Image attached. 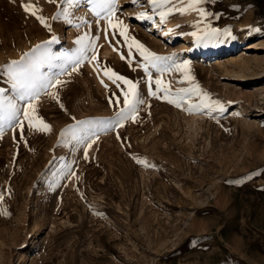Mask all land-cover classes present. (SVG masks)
<instances>
[{
    "label": "rangeland",
    "instance_id": "1",
    "mask_svg": "<svg viewBox=\"0 0 264 264\" xmlns=\"http://www.w3.org/2000/svg\"><path fill=\"white\" fill-rule=\"evenodd\" d=\"M102 2L0 0V264H264V0H160L155 10L115 0L127 43ZM146 12L152 21L136 18ZM134 41L172 59L146 74ZM45 48L58 59L39 72L63 83L48 89L59 103L44 93L33 102V124L51 128L41 132L24 120L10 62L27 64ZM105 67L136 82L143 100L122 126L128 86ZM69 125L85 130L82 139L61 135Z\"/></svg>",
    "mask_w": 264,
    "mask_h": 264
},
{
    "label": "snow or ice",
    "instance_id": "2",
    "mask_svg": "<svg viewBox=\"0 0 264 264\" xmlns=\"http://www.w3.org/2000/svg\"><path fill=\"white\" fill-rule=\"evenodd\" d=\"M49 3H55L56 0H48ZM62 3H67L69 5H73L79 2V0H61ZM135 2V0H133ZM202 0H194V3H201ZM147 3L150 6H153V10H155V7L160 3V0H147ZM21 8L26 12L30 13L31 15L35 16L36 19L44 26V27H49L44 18L42 16L37 15L38 9H35L32 4H24L21 3ZM101 10L105 12L104 19L107 21L108 27L114 30L119 29V36L124 37L125 43H127L128 37L125 34V28L123 26V23L120 21H117L116 23H113V16L115 15L116 12V7H115V0H103L102 4L100 5ZM189 7H192V4L189 5ZM65 14H67V9L64 10ZM179 11L183 12L184 9H179ZM171 12V9H169V13ZM199 12L201 16L208 15V13H205L203 9H199ZM99 15V13H97ZM166 13H160L161 16V22H163L164 17ZM137 19H146L148 18L145 13H140L137 17ZM53 19H56L54 16ZM70 22V21H69ZM50 30V29H49ZM261 29L256 28L253 29V31H260ZM214 33L218 32L219 30L213 29L212 30ZM226 33L230 35V31L228 29L224 30ZM107 32L108 29H105V36L107 37ZM192 35H195V33H192ZM56 40L55 37L52 38V41H47L45 44L48 43H54ZM83 40V37L79 38L77 43H80ZM137 50L139 51L140 56L143 58L144 63L140 65L145 71L146 74H148L149 66L152 68L157 69V71H162L163 69L160 66V62L166 61V60H171V57H161L156 55L155 53H152L148 51L144 47V45L140 44L138 41H134ZM129 47V53L131 54V47L132 45H127ZM36 49L44 48V44L41 45H36ZM35 50V49H34ZM115 50V49H114ZM85 49H81V53H83ZM50 49L45 48L44 53L42 54L41 58L30 61L27 64H22L21 61H11L10 65L13 67H10V71L12 74L13 79L16 81V87L20 89V94H19V100L26 101V104L23 108V117L24 120L27 121L28 127L29 128H35L37 131L41 132H47L51 131L50 126L45 123L43 120L38 121V126L33 124V116L31 113H34L36 111L35 106H34V100H36L41 93H44L46 95H50L52 99L56 100L59 103V98L55 93L49 92V88H55L57 85L62 84L63 82L59 79V74H57L55 77H50L45 74H42L39 72V69L44 66L45 60L48 59H58V57H54V55L50 56ZM29 54L26 53L25 56H28ZM23 60V57L21 58ZM92 60H96V56L93 55L91 57ZM126 59L124 55H121V60ZM83 60V55L78 57L74 61V66L72 68V71H76L77 67L82 63ZM184 65H187V61L183 63V65H176L177 70H180ZM106 75H108V78L112 80V82L115 84L118 81L122 82L124 85L128 86L127 91L122 90V95L124 97L123 104L124 107L120 110L119 113H117L118 117L120 118L119 121H117L118 124L122 126V121L124 119H127L132 113L136 111V105L137 104H142L143 100L137 99V83L133 82L132 80L126 78L123 75H119L115 71H113L110 68L105 67L103 69ZM188 79H191V77H188ZM148 80L149 82L152 81V76L149 74L148 75ZM155 84L157 85V90L159 91L160 88L159 86L161 85V80L156 79ZM117 87H119V84H117ZM163 91L167 93L169 91L168 88H164ZM182 91L186 92H193V91H198V86L191 88V89H184ZM156 93L153 92L151 89L148 92V95L154 96ZM113 95H116L113 93ZM204 97H207V93L203 94ZM168 103L170 104H175L177 107H179V102L174 100V99H169L167 95L164 97ZM211 104H216L219 106V101H213L210 102L209 104H204L205 108H208L211 106ZM63 108V104L60 105ZM8 107L12 110V116L14 117L15 112L20 111L16 107L14 103H10ZM193 107L200 108V105H189V111ZM222 111V107L220 108ZM93 122L91 121H79V125H85V124H91ZM20 128V138H23V133H24V125L23 121L19 122L17 125ZM84 129H81L79 127H74L72 125H69V127L61 132V135H67L71 133L73 139H82L80 136L81 132H84ZM3 135V129L0 128V136ZM119 138V137H118ZM88 147H91V144L88 145ZM84 154H85V159L88 157V150L87 148L84 149ZM133 159L136 160L137 163H142L145 164V166H148L145 161H141L136 157H133Z\"/></svg>",
    "mask_w": 264,
    "mask_h": 264
},
{
    "label": "bare ground",
    "instance_id": "3",
    "mask_svg": "<svg viewBox=\"0 0 264 264\" xmlns=\"http://www.w3.org/2000/svg\"><path fill=\"white\" fill-rule=\"evenodd\" d=\"M146 15H147V17L148 18H146L147 20H150V21H152V19H153V17H155V15L154 14H152V13H148V12H146L145 13ZM162 26H165L166 27V29L164 30V31H160L159 33L161 34L160 36H163L164 37V35L166 34V33H168L169 31H171L170 29V25H169V23H164V24H162ZM167 35V34H166ZM165 35V36H166ZM181 45H182V43H181ZM256 45V44H255ZM183 47V46H182ZM193 50L195 49L196 50V47H193L192 48ZM199 49V48H198ZM244 49H245V51H254L255 49H262V47H259V46H254V45H247V46H245L244 47ZM221 55V54H220ZM202 57H205L204 55L202 56ZM212 57V56H211Z\"/></svg>",
    "mask_w": 264,
    "mask_h": 264
}]
</instances>
